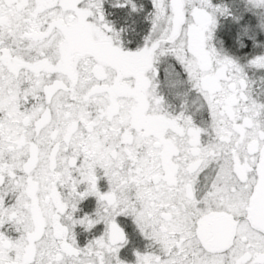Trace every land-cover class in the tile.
<instances>
[{"label":"snow or ice","instance_id":"obj_1","mask_svg":"<svg viewBox=\"0 0 264 264\" xmlns=\"http://www.w3.org/2000/svg\"><path fill=\"white\" fill-rule=\"evenodd\" d=\"M0 264H264V0H0Z\"/></svg>","mask_w":264,"mask_h":264}]
</instances>
